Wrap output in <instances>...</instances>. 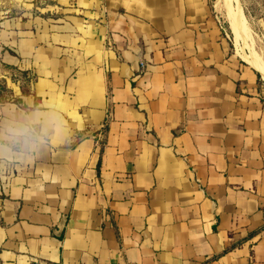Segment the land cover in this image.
<instances>
[{
	"label": "crops",
	"instance_id": "crops-1",
	"mask_svg": "<svg viewBox=\"0 0 264 264\" xmlns=\"http://www.w3.org/2000/svg\"><path fill=\"white\" fill-rule=\"evenodd\" d=\"M35 1L0 22V264H264V90L207 0Z\"/></svg>",
	"mask_w": 264,
	"mask_h": 264
},
{
	"label": "rangeland",
	"instance_id": "rangeland-1",
	"mask_svg": "<svg viewBox=\"0 0 264 264\" xmlns=\"http://www.w3.org/2000/svg\"><path fill=\"white\" fill-rule=\"evenodd\" d=\"M224 1L225 0H207L211 13L213 14V17L217 20L222 34L229 41L231 54H233V56L243 62L244 60H242L241 58H243L244 55H250L251 53L255 56L257 55V57H259L260 59L262 57L264 58V5L262 4V2L260 0H238L237 3H231L233 7H237V5L241 6L239 7L240 11L241 13L243 12L242 15L245 18V22H247L246 26L249 29L247 38L244 42L241 40L240 45L238 47L229 29L228 20H226V13L224 12L225 10L221 7L224 6ZM43 8L44 6L42 5V3L35 0H0V22L15 17H44L46 16V13L42 11ZM263 58L261 60L264 62ZM244 63L248 67L252 68L248 63ZM253 69L255 68L253 67ZM261 77L262 75L259 73V85H261L264 90V79ZM15 78L22 81H27L28 79L25 75H16ZM7 94L8 90L5 88V86L1 84L0 79V98L6 97Z\"/></svg>",
	"mask_w": 264,
	"mask_h": 264
},
{
	"label": "bare ground",
	"instance_id": "bare-ground-1",
	"mask_svg": "<svg viewBox=\"0 0 264 264\" xmlns=\"http://www.w3.org/2000/svg\"><path fill=\"white\" fill-rule=\"evenodd\" d=\"M237 1L238 0H225L224 1L225 2L224 6H221V7L225 10L224 12L226 13V17H227V19L226 18L225 19L228 20L229 29L231 31V34L233 36V39H234L236 45L239 47L240 41L242 40L244 42L245 39L247 38L248 33H249L248 32L249 29L247 28V26H246V23L247 22H245V18L242 15L243 12L241 13V11H240V8L239 7H241V6H238L237 5V7H233L231 5L232 2L237 3ZM248 42H251V41H248ZM241 45H242V43H241ZM242 51H243V49H242ZM241 59L244 60V62L248 63L252 68L254 67L262 75L261 78L264 79V62L259 57H257V55L255 56L254 54L251 53L250 55H244L243 58H241Z\"/></svg>",
	"mask_w": 264,
	"mask_h": 264
},
{
	"label": "built area",
	"instance_id": "built-area-1",
	"mask_svg": "<svg viewBox=\"0 0 264 264\" xmlns=\"http://www.w3.org/2000/svg\"><path fill=\"white\" fill-rule=\"evenodd\" d=\"M143 67V65L141 64V68ZM34 264H39V263H34Z\"/></svg>",
	"mask_w": 264,
	"mask_h": 264
}]
</instances>
